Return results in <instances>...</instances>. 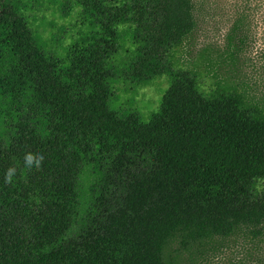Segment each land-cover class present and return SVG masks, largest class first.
<instances>
[{
    "label": "trees",
    "instance_id": "1",
    "mask_svg": "<svg viewBox=\"0 0 264 264\" xmlns=\"http://www.w3.org/2000/svg\"><path fill=\"white\" fill-rule=\"evenodd\" d=\"M74 1L98 29L59 57L15 0H0V100L12 131L0 137V264H166L174 235L190 243L263 227L262 106L206 95L181 72L147 122L110 107L119 27L137 43L126 77L149 84L172 74L196 26L193 1ZM28 152L43 155L40 170L25 167ZM86 163L97 180L85 227L61 242Z\"/></svg>",
    "mask_w": 264,
    "mask_h": 264
},
{
    "label": "rangeland",
    "instance_id": "2",
    "mask_svg": "<svg viewBox=\"0 0 264 264\" xmlns=\"http://www.w3.org/2000/svg\"><path fill=\"white\" fill-rule=\"evenodd\" d=\"M196 26L175 54L172 74L137 84L125 75L137 43L131 26L122 25L120 47L109 60L106 84L110 107L120 116L138 114L145 122L158 111L172 80L189 72L206 95L232 92L243 104L264 108V0H192ZM45 49L66 57L91 36L96 27L74 0H15ZM0 137L12 133L7 104L1 103ZM97 172L86 163L78 178V208L61 242L79 238L93 200ZM166 264H264V226L240 227L234 232L197 242L180 234L167 240Z\"/></svg>",
    "mask_w": 264,
    "mask_h": 264
},
{
    "label": "clouds",
    "instance_id": "3",
    "mask_svg": "<svg viewBox=\"0 0 264 264\" xmlns=\"http://www.w3.org/2000/svg\"><path fill=\"white\" fill-rule=\"evenodd\" d=\"M44 157L41 154H34L32 152H28L24 155V164L25 167L28 169L35 168L37 170H40L42 167V161ZM16 175V168L15 167H9L5 172V183H11L13 180V177Z\"/></svg>",
    "mask_w": 264,
    "mask_h": 264
}]
</instances>
